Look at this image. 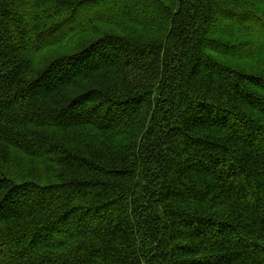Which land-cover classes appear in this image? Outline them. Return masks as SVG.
<instances>
[{
  "label": "trees",
  "instance_id": "trees-1",
  "mask_svg": "<svg viewBox=\"0 0 264 264\" xmlns=\"http://www.w3.org/2000/svg\"><path fill=\"white\" fill-rule=\"evenodd\" d=\"M0 264H264V0H0Z\"/></svg>",
  "mask_w": 264,
  "mask_h": 264
},
{
  "label": "rangeland",
  "instance_id": "rangeland-1",
  "mask_svg": "<svg viewBox=\"0 0 264 264\" xmlns=\"http://www.w3.org/2000/svg\"><path fill=\"white\" fill-rule=\"evenodd\" d=\"M257 29V31H259L260 29H258V28H256Z\"/></svg>",
  "mask_w": 264,
  "mask_h": 264
}]
</instances>
